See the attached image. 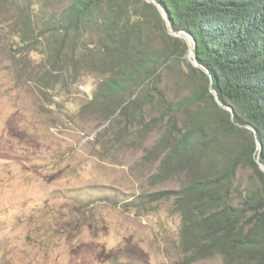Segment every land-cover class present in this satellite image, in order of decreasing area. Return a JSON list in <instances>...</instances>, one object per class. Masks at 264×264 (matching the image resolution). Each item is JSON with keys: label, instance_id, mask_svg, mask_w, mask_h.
Returning a JSON list of instances; mask_svg holds the SVG:
<instances>
[{"label": "trees", "instance_id": "trees-1", "mask_svg": "<svg viewBox=\"0 0 264 264\" xmlns=\"http://www.w3.org/2000/svg\"><path fill=\"white\" fill-rule=\"evenodd\" d=\"M58 1L66 5L39 32L48 65L41 85L53 89L59 77L74 83L97 74L102 80L82 113L97 109L106 121L120 110L118 116L136 118L141 136L159 129L144 155L158 164L149 182L176 178L179 186L139 201L173 199L187 264L216 256L223 264H264V173L255 161L264 165V0H155L170 29L195 41L197 61L220 102L233 109L232 120L209 92L208 74L183 60L187 45L166 32L156 6ZM171 59L189 89L178 101L158 85V71ZM239 169L250 170L253 181L234 185Z\"/></svg>", "mask_w": 264, "mask_h": 264}, {"label": "rangeland", "instance_id": "rangeland-1", "mask_svg": "<svg viewBox=\"0 0 264 264\" xmlns=\"http://www.w3.org/2000/svg\"><path fill=\"white\" fill-rule=\"evenodd\" d=\"M65 5L0 0V264H187L173 199L139 201L179 186L176 178L149 182L158 164L144 155L159 129L141 136L136 118L120 110L106 121L97 109L82 113L97 74L59 77L53 89L39 82L48 71L39 32ZM177 70L171 59L158 71L172 101L189 92ZM253 177L239 169L234 185Z\"/></svg>", "mask_w": 264, "mask_h": 264}, {"label": "water", "instance_id": "water-1", "mask_svg": "<svg viewBox=\"0 0 264 264\" xmlns=\"http://www.w3.org/2000/svg\"><path fill=\"white\" fill-rule=\"evenodd\" d=\"M147 3H151L153 4L154 6H156V8L158 9L159 13L161 14L163 20L165 21V27H166V30H167V33L173 37H176V38H180L181 40H183L186 45H187V48H188V52H187V55L188 57L190 58V63L196 67V68H199L201 69L203 72H205L206 74L207 71L201 67L197 61V58H196V55H195V41L193 40V38L186 32L184 31H180V32H173L171 29H170V26H169V20L167 18V14H166V11L164 8H162L155 0H146ZM189 39V41L187 40ZM208 77L210 79V82H209V92L213 95V98H214V101L217 103V105H219L221 108L225 109V110H228L229 113H230V116H231V120L233 119V116H234V111L233 109L230 107V106H224L218 96H217V93L212 89L211 87V84H212V80L208 74ZM247 129L251 130L253 133H254V129L252 127H247ZM257 149H258V152H260L261 150V147H260V144L257 143ZM259 169L264 173V165L261 164V162L259 161L258 157L255 159Z\"/></svg>", "mask_w": 264, "mask_h": 264}, {"label": "bare ground", "instance_id": "bare-ground-1", "mask_svg": "<svg viewBox=\"0 0 264 264\" xmlns=\"http://www.w3.org/2000/svg\"><path fill=\"white\" fill-rule=\"evenodd\" d=\"M189 41V39H187Z\"/></svg>", "mask_w": 264, "mask_h": 264}]
</instances>
